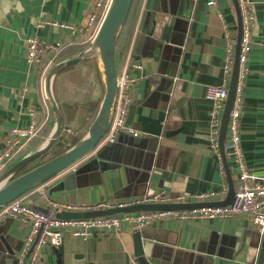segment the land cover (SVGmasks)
<instances>
[{"label": "crops", "instance_id": "0c3cea01", "mask_svg": "<svg viewBox=\"0 0 264 264\" xmlns=\"http://www.w3.org/2000/svg\"><path fill=\"white\" fill-rule=\"evenodd\" d=\"M208 1L132 0L115 57L117 71L127 68L137 80L126 124L138 137L120 133L113 144L98 145L67 170L25 193L20 198L23 203L44 212L48 200L91 208L156 192L196 196L228 188L211 147V106L204 92L207 86H220L224 80L225 44L216 12L234 28L235 39L237 16L232 0H216L215 7H209ZM251 2L255 22L239 131L249 172L264 180V0ZM93 12L94 0H0V145L9 129L29 124L30 107L36 108L42 122L48 118L46 127L39 129L7 170L39 149L55 123L40 85V78H46L50 69L26 63V38L35 35L62 44L71 41L63 48L61 61L74 58L90 46L84 29ZM46 20L71 24L77 32L71 36L66 29L36 28ZM162 24L171 26L167 43L161 39ZM99 70L92 54L53 78L52 93L62 115V130L48 154L55 155L59 148H68L71 140L86 135L104 95ZM67 128L78 136L68 135ZM44 160L42 156L27 166ZM226 162L234 185L237 172L231 159L226 157ZM39 189L45 197L38 194ZM187 201L199 203L194 198ZM219 201L221 198L209 200ZM68 212L59 209L57 214ZM28 231L29 226L17 220L8 218L0 223V238L17 258ZM140 232L150 264H264V233L242 217L163 218ZM133 233L123 228L117 234H94L86 239L65 235L57 248H43L39 264H131L136 258Z\"/></svg>", "mask_w": 264, "mask_h": 264}, {"label": "built area", "instance_id": "2783aa9c", "mask_svg": "<svg viewBox=\"0 0 264 264\" xmlns=\"http://www.w3.org/2000/svg\"><path fill=\"white\" fill-rule=\"evenodd\" d=\"M113 0H94V12L90 15L84 29L87 41L90 45L94 42L98 31L105 19ZM241 18V38L239 43L238 76L235 87V97L229 114L226 135L224 139L225 156L232 160V166L237 175L234 184V196L230 204L225 206H203L186 211H154L122 213L111 216L67 219L57 217L59 209L69 212H87L93 210H107L125 208L143 204H184L189 198L198 200L199 203H210L212 198L226 197L228 188L224 186L218 192L200 193L196 196H172L163 192H156L142 197H137L124 202L104 203L91 208H78L66 206L55 201H47V210L42 212L26 205L20 199L10 202L0 209V223L4 219L17 220L29 226V231L22 246L19 263L25 258L24 264H39L41 252L44 247L57 248L61 245L63 237L69 235L73 238L86 239L94 234H117L123 228L133 232L140 231L154 222L163 218L176 220H214L242 217L250 221L260 234L264 233V180L253 176L246 165L244 152L241 146L239 131L240 116L242 111V98L245 82L248 75L246 66L247 57L252 43V29L254 28V14L251 0H237ZM209 7L216 6V0L207 2ZM217 17L221 21L225 44V57L223 66L224 80L220 86H207L204 92L205 99L210 103L209 127L211 147L219 159V170L224 173V167L219 153L218 135L225 102L228 96L234 56L235 38L224 21L222 14L217 11ZM51 26L58 29H66L74 36L77 32L75 26L59 23L51 20L39 22L36 28ZM62 42H47L38 36H29L25 40V60L27 64H43L45 70L52 68L63 48L71 45ZM134 69L141 70L140 65H132ZM136 78L131 76L127 68L117 71V94L114 104V112L107 132L101 138L99 145L113 144L120 133H126L132 137H138L139 133L126 124L127 112L132 104V88ZM45 100V76L40 78ZM29 124L26 127L9 129L1 139L0 145V175L7 170L12 161L20 154L37 135L44 122L40 119L34 106L28 109ZM72 137L78 136V132L72 128L65 129ZM38 194L45 197L42 189ZM131 264H139L136 258H132Z\"/></svg>", "mask_w": 264, "mask_h": 264}, {"label": "water", "instance_id": "95a60500", "mask_svg": "<svg viewBox=\"0 0 264 264\" xmlns=\"http://www.w3.org/2000/svg\"><path fill=\"white\" fill-rule=\"evenodd\" d=\"M236 16H237V36L235 42V56L232 74L228 85V96L222 113L220 130L218 135L219 153L224 167V173L227 178L228 191L224 200L211 203H184V204H143L125 208H114L107 210H93L87 212H68L67 214H57L59 218L78 219V218H93L102 216H111L122 213H137V212H154V211H186L193 208L203 206H225L232 202L234 196V185L231 179L230 170L226 162L223 145L229 120V114L233 106L235 97V87L238 76V58H239V43L241 38V18L237 0H232ZM132 0H113L112 5L102 22L98 34L94 42L87 50L81 52L74 58L62 60L50 68L45 78V94L47 101L50 104L51 111L54 116L53 129L45 141V143L33 153L24 156L21 160L11 166L0 177V209L6 204L20 199L25 193L43 184L47 180L53 178L57 174L62 173L76 162L93 152L101 138L107 132L113 112L117 94V67L115 64V45L118 35L128 16ZM163 42H168L170 38L171 26L162 24ZM183 45V44H182ZM181 45V47H182ZM94 54L100 68V74L104 83V95L100 102L96 116L89 126L86 135L81 138L75 145L63 151L52 159L45 161L31 170L19 175L18 173L25 168L30 162L46 154L52 145L59 137L62 130V115L58 104L52 93L53 78L65 68L74 66L80 63L89 55ZM134 253L139 264H150L143 251L141 240V232L133 233ZM25 258L22 264L25 263ZM19 258L14 252L6 249L3 241L0 238V264H18Z\"/></svg>", "mask_w": 264, "mask_h": 264}, {"label": "trees", "instance_id": "16d2710c", "mask_svg": "<svg viewBox=\"0 0 264 264\" xmlns=\"http://www.w3.org/2000/svg\"><path fill=\"white\" fill-rule=\"evenodd\" d=\"M129 14V13H128ZM128 17V16H127ZM129 18V17H128ZM127 22H128V19L126 18V21H125V23H124V27H123V30H122V32H121V34H120V36H119V38H118V40H117V43H116V48L115 49H117L118 47H120V45H121V40H122V38H123V34H124V31H125V27H126V25H127ZM128 41H129V37L127 38V44H128ZM127 44H126V46H127ZM63 52V51H62ZM60 53L59 54V56L57 57V61H61V58H62V56H63V53ZM115 54H116V50H115ZM115 64H116V67H118L119 66V62H118V60H117V58L115 57ZM48 121V118L45 120V122H44V124L42 125V127L40 128V130L41 129H43V128H45L46 127V122ZM39 130V131H40ZM38 131V132H39ZM79 141V138H76V139H73V140H71V142H70V144L68 145V148H70L71 146H73V145H75L77 142ZM68 148H59V150L57 151V153L55 154V155H50V154H48V153H46V154H44L43 156H45V160L43 161V162H45V161H48V160H50V159H52L53 157H55V156H57V155H59L60 153H62L63 151H65V150H67ZM42 157V156H41ZM40 158V157H39ZM38 159V158H37ZM42 162V163H43ZM39 164H41V162L39 163ZM39 164H37V165H39ZM36 165V166H37ZM36 166H34V167H36ZM33 166L32 167H29V166H26L25 168H23L19 173H18V175L17 176H19V175H21V174H23V173H25V172H27V171H29V170H31L32 168H34ZM21 200V199H20Z\"/></svg>", "mask_w": 264, "mask_h": 264}, {"label": "rangeland", "instance_id": "374dc122", "mask_svg": "<svg viewBox=\"0 0 264 264\" xmlns=\"http://www.w3.org/2000/svg\"><path fill=\"white\" fill-rule=\"evenodd\" d=\"M230 27H231V26H230ZM230 27H229V28H230ZM230 30H231V32H232V34H233V37L235 38V34H236V32H235L234 28L231 27ZM41 211L43 212V210H41Z\"/></svg>", "mask_w": 264, "mask_h": 264}]
</instances>
